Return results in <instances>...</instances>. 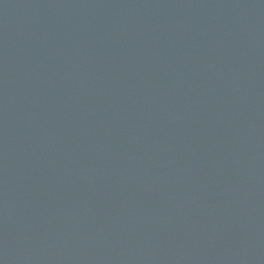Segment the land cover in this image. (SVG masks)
Returning <instances> with one entry per match:
<instances>
[{
  "label": "water",
  "instance_id": "1",
  "mask_svg": "<svg viewBox=\"0 0 264 264\" xmlns=\"http://www.w3.org/2000/svg\"><path fill=\"white\" fill-rule=\"evenodd\" d=\"M0 264H264V0H0Z\"/></svg>",
  "mask_w": 264,
  "mask_h": 264
}]
</instances>
